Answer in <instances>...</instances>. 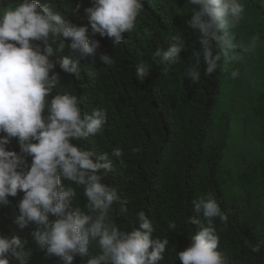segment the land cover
Listing matches in <instances>:
<instances>
[{"label": "clouds", "instance_id": "1", "mask_svg": "<svg viewBox=\"0 0 264 264\" xmlns=\"http://www.w3.org/2000/svg\"><path fill=\"white\" fill-rule=\"evenodd\" d=\"M191 17L188 25L199 32L200 48L194 50L186 75L193 83L203 75L216 72L219 62L233 65L256 53L261 41L259 33L247 40L237 39V29L245 19L242 0H187ZM84 8L87 25L72 23L56 7V0H0V206L9 197L23 193L17 207L15 223L20 229L37 226L30 233L46 256L59 258L60 264H74L77 256L87 264H160L164 260L169 239L155 236L153 222L141 210L135 226L122 228L114 217L127 208L114 207L119 200L115 187L104 182L114 161L122 167L123 152L96 153L81 146L82 141L101 133L107 123V112L94 108L84 112L77 95L70 91H54L60 81L57 66L65 74L81 75V61L101 47L100 37L111 39L113 47L121 44L124 34L136 26L144 9V0H91ZM81 5H76V10ZM89 26L91 33H89ZM66 42V41H69ZM39 42V43H37ZM55 51L69 53L62 59H51ZM186 49L182 35L171 36L170 47H157L152 59L158 66L181 61ZM104 65L114 64L108 54H100ZM150 71L148 64H137L135 75L143 83ZM230 78L240 76L239 68ZM55 92V94H53ZM16 138L19 152L9 150ZM26 157H31L28 164ZM62 179L82 188L84 208H73L75 188L61 189ZM195 216L188 223L196 225L189 246L177 254L181 264H227L218 251L220 237L214 220L227 222L216 198L208 193L192 201ZM175 229V223H169ZM26 240L0 235V264H27ZM95 247L93 254L91 249ZM262 244L251 246L259 253Z\"/></svg>", "mask_w": 264, "mask_h": 264}, {"label": "trees", "instance_id": "2", "mask_svg": "<svg viewBox=\"0 0 264 264\" xmlns=\"http://www.w3.org/2000/svg\"><path fill=\"white\" fill-rule=\"evenodd\" d=\"M245 2L249 10L261 16L257 24L264 41V3ZM77 4L81 5L78 11ZM90 6L91 0H56L57 9L78 26L87 25L84 8ZM189 9L187 0H144L134 30L124 34L121 44L113 47L107 37H91L99 40L101 47L81 61L79 79L57 66L60 81L54 91L77 95L84 112L106 110L103 131L77 143L97 156L113 148L122 150L125 166L114 161L104 179L120 197L114 205L117 211L121 206L127 208L124 215L114 219L122 228L130 229L135 226L136 214L143 210L156 228L154 235L169 239L160 264H181L177 254L189 246L197 227L188 223L196 215L192 201L208 193L228 216L226 223L219 218L214 220L220 237L218 251L227 264H264V181L261 177L260 185L256 181L251 184L249 175L241 172L228 182L219 170L226 133L221 127L213 132L211 126L226 62L222 58L216 72L205 76L201 61V80L193 83L187 77L192 52L200 48L199 32L187 23L191 17ZM177 33L182 35L186 49L181 52V61L169 64L165 73L164 66L153 61L152 53L157 47L167 50L171 36ZM53 47V60L69 54ZM102 53L112 56L114 64L104 65L99 59ZM141 62L150 67L143 83L135 75ZM7 147L19 152L16 138ZM26 160L30 165L31 157ZM69 188L76 189L73 208L83 209L86 198L82 188L62 179L61 189ZM22 197L23 193L18 192L16 197L8 198L7 205L0 206V235L27 241V264H60L59 258L46 256L31 238L36 225L20 229L15 223ZM173 222L176 227L170 229L168 225ZM257 243L262 247L254 253L251 246ZM91 251L94 254L95 247ZM88 258L77 256L74 264H87ZM11 264H19V260L14 257Z\"/></svg>", "mask_w": 264, "mask_h": 264}, {"label": "rangeland", "instance_id": "3", "mask_svg": "<svg viewBox=\"0 0 264 264\" xmlns=\"http://www.w3.org/2000/svg\"><path fill=\"white\" fill-rule=\"evenodd\" d=\"M242 2L246 12L237 29V39L247 40L255 33L261 36L257 24L261 16L249 10L245 0ZM233 68L240 70L235 80L229 75ZM219 128L226 133L219 165L222 175L229 182L244 172L251 184L256 181L260 185L264 181V41H260L254 55L246 56L240 63H225L212 113L211 130L217 132Z\"/></svg>", "mask_w": 264, "mask_h": 264}]
</instances>
